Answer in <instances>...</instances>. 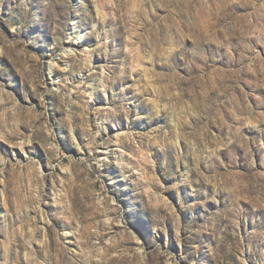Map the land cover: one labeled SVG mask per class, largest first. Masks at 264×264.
Returning a JSON list of instances; mask_svg holds the SVG:
<instances>
[{"label":"rangeland","instance_id":"1","mask_svg":"<svg viewBox=\"0 0 264 264\" xmlns=\"http://www.w3.org/2000/svg\"><path fill=\"white\" fill-rule=\"evenodd\" d=\"M0 264H264V0H0Z\"/></svg>","mask_w":264,"mask_h":264},{"label":"bare ground","instance_id":"2","mask_svg":"<svg viewBox=\"0 0 264 264\" xmlns=\"http://www.w3.org/2000/svg\"><path fill=\"white\" fill-rule=\"evenodd\" d=\"M82 38V35L78 34L77 39L78 41ZM81 41V40H80ZM76 46H71L68 48V51H70L72 48L74 49ZM77 49V48H76Z\"/></svg>","mask_w":264,"mask_h":264}]
</instances>
